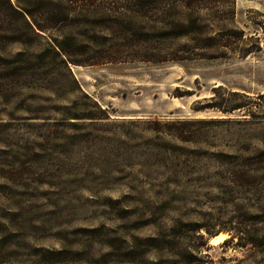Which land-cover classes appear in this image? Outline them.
Wrapping results in <instances>:
<instances>
[{
  "label": "rangeland",
  "instance_id": "obj_1",
  "mask_svg": "<svg viewBox=\"0 0 264 264\" xmlns=\"http://www.w3.org/2000/svg\"><path fill=\"white\" fill-rule=\"evenodd\" d=\"M195 8L65 67L0 0V264H264V0Z\"/></svg>",
  "mask_w": 264,
  "mask_h": 264
},
{
  "label": "trees",
  "instance_id": "obj_2",
  "mask_svg": "<svg viewBox=\"0 0 264 264\" xmlns=\"http://www.w3.org/2000/svg\"><path fill=\"white\" fill-rule=\"evenodd\" d=\"M203 1L206 0H4L1 12L22 23L23 31L18 28L22 36L31 34L44 38L47 47L67 67L68 63L87 65L123 61L112 55L114 44L108 50L103 42L104 49L90 53L87 40L83 39L84 36L90 39L89 32L100 31L105 41L111 36L125 39L127 35L139 36L141 31L154 28L161 19L172 17L177 22L169 28L160 26L151 30L161 35H180L188 30L183 26V19L190 22L189 28L196 23L199 11L195 6ZM140 22L148 25L139 26ZM151 58L165 59L160 55H145L142 60Z\"/></svg>",
  "mask_w": 264,
  "mask_h": 264
},
{
  "label": "bare ground",
  "instance_id": "obj_3",
  "mask_svg": "<svg viewBox=\"0 0 264 264\" xmlns=\"http://www.w3.org/2000/svg\"><path fill=\"white\" fill-rule=\"evenodd\" d=\"M227 237L225 232H218L210 238V243H219Z\"/></svg>",
  "mask_w": 264,
  "mask_h": 264
}]
</instances>
